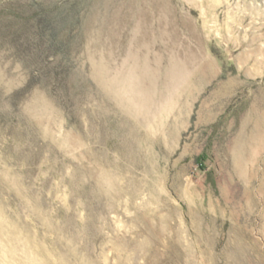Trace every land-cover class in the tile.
I'll list each match as a JSON object with an SVG mask.
<instances>
[{
  "label": "rangeland",
  "instance_id": "rangeland-1",
  "mask_svg": "<svg viewBox=\"0 0 264 264\" xmlns=\"http://www.w3.org/2000/svg\"><path fill=\"white\" fill-rule=\"evenodd\" d=\"M0 264H264V0H0Z\"/></svg>",
  "mask_w": 264,
  "mask_h": 264
}]
</instances>
